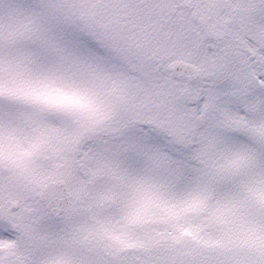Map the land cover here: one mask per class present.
I'll return each instance as SVG.
<instances>
[{
  "label": "snow or ice",
  "instance_id": "obj_1",
  "mask_svg": "<svg viewBox=\"0 0 264 264\" xmlns=\"http://www.w3.org/2000/svg\"><path fill=\"white\" fill-rule=\"evenodd\" d=\"M0 264H264V0H0Z\"/></svg>",
  "mask_w": 264,
  "mask_h": 264
}]
</instances>
